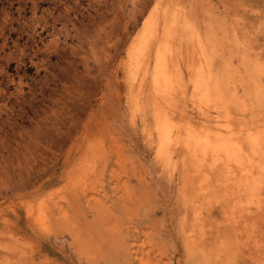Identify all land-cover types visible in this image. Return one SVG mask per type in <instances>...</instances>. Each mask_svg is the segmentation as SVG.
I'll return each instance as SVG.
<instances>
[{
    "label": "rangeland",
    "instance_id": "rangeland-1",
    "mask_svg": "<svg viewBox=\"0 0 264 264\" xmlns=\"http://www.w3.org/2000/svg\"><path fill=\"white\" fill-rule=\"evenodd\" d=\"M0 264H264V0H0Z\"/></svg>",
    "mask_w": 264,
    "mask_h": 264
},
{
    "label": "bare ground",
    "instance_id": "bare-ground-1",
    "mask_svg": "<svg viewBox=\"0 0 264 264\" xmlns=\"http://www.w3.org/2000/svg\"><path fill=\"white\" fill-rule=\"evenodd\" d=\"M147 46H149V43H147V39H145L142 47H143V49H144V47L146 49ZM145 52H147V50ZM168 53L170 54V52H168ZM166 54H167V52H166ZM169 54H167V56H169ZM142 55L143 54H141V56ZM144 55H145V53H144ZM170 55H172V54H170ZM154 57H155L154 68H155L156 73L152 78V83L154 85H158V87L160 85V87H161L160 89L162 92V91H165L167 89L168 83L170 82L169 80L171 77V70H170V67H169L167 61L165 60L164 53L158 52V54ZM137 69H138V64H137ZM144 76L145 75H143V77L141 76V78H142L141 82L144 81V79H145ZM141 84L142 83H140V85ZM158 87H157V89L159 90ZM163 115L164 116L157 119L158 135H159V147H160V154L161 155H163L167 151L169 144L173 141V138L177 139L176 137L180 136V134H178V133L173 136L174 132L172 133V130H171V127L173 125H170L171 122L169 120V117L168 116L166 117L165 114H163ZM172 129H173V127H172ZM205 129H207V131L204 133V135H202L203 133L202 134L194 133L193 130H191V128L189 129L188 134L186 136V142L188 143V145H189V143L191 144L189 146V148H191V150H192L190 152V156H192L193 158H197V156H199V155L207 156V157H209V160L211 162H213L214 157L216 160V156H214V153L218 152L221 155L220 157H222V161H223V164H222L223 167L221 169V171L223 173L222 172L221 173L223 176H225L226 181L230 180L231 184L235 185L236 187H237V185L241 187L240 183L241 184L243 182L245 183V181L248 183V186H250V184L252 185V182L254 179L253 169L246 165V163H245L246 158L244 156H242L243 154L242 155L237 154V152H239V151L237 150V147H235L237 145V143H235L236 141L234 140L232 133L229 132L228 130H227L228 132L226 130L216 132V131H214V129H211V128L206 127ZM175 130H177V129H175ZM188 149H187V151H188ZM164 155H166V154H164ZM212 165H214V164H212ZM253 166H254V164H253ZM216 170L218 171V169H216ZM253 188L256 189L255 187H253ZM252 192H254V191H252ZM222 203H223V201H222ZM201 250H202V248H201Z\"/></svg>",
    "mask_w": 264,
    "mask_h": 264
}]
</instances>
